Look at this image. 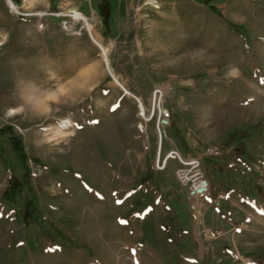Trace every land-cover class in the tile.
<instances>
[{"label":"rangeland","instance_id":"rangeland-1","mask_svg":"<svg viewBox=\"0 0 264 264\" xmlns=\"http://www.w3.org/2000/svg\"><path fill=\"white\" fill-rule=\"evenodd\" d=\"M157 3L111 42L73 12L5 23L0 264H264V22L227 21L232 0ZM171 151L200 162L218 206L190 196Z\"/></svg>","mask_w":264,"mask_h":264},{"label":"crops","instance_id":"crops-1","mask_svg":"<svg viewBox=\"0 0 264 264\" xmlns=\"http://www.w3.org/2000/svg\"><path fill=\"white\" fill-rule=\"evenodd\" d=\"M99 1L101 0H96L95 4H92L91 0L89 4L85 0H0V27L7 25L8 28L5 31H0V35L10 31V26L5 23H15L17 13L12 11L10 3L17 8L18 13L22 10L29 16L39 18V23H57L67 12L78 11L87 19L92 20L96 26H100V38L109 42L118 37L112 31L115 28L114 25L112 26L113 23H127L130 13L135 7L137 11L141 12L145 10L146 6L145 0H109L111 10L108 18L111 24L104 27L99 20V13H101ZM82 4L89 6V14L81 11ZM231 4V7L225 9H223V5L221 6V15L227 21H231V23L264 22V0H232ZM123 26L121 25V27ZM119 27L117 26V28Z\"/></svg>","mask_w":264,"mask_h":264},{"label":"built area","instance_id":"built-area-1","mask_svg":"<svg viewBox=\"0 0 264 264\" xmlns=\"http://www.w3.org/2000/svg\"><path fill=\"white\" fill-rule=\"evenodd\" d=\"M85 2L90 4L91 0H85ZM145 3L147 5H152L154 7L158 6L157 0H147V1H145ZM71 18H72V16H71ZM165 92L166 91L164 88L156 87L155 93L153 95V98L155 99V101H154L155 105H157V113H158V119H159V127H158L159 133H161L160 128L166 127L168 125L169 119H170V113L165 108H162L161 104H160ZM152 116H153V114L151 115V118H152ZM170 157H176L180 160V162L183 166V169L180 171V175L182 177V180L186 184L187 183L191 184L190 196L193 198H204V199L212 200L213 204L218 206L219 201H217V199H213V197H212V192L210 191V187L208 186V181L204 177L200 162L198 160H195V159L183 161L181 159L180 155L174 151L169 152L166 156V159H168Z\"/></svg>","mask_w":264,"mask_h":264},{"label":"bare ground","instance_id":"bare-ground-1","mask_svg":"<svg viewBox=\"0 0 264 264\" xmlns=\"http://www.w3.org/2000/svg\"><path fill=\"white\" fill-rule=\"evenodd\" d=\"M10 5V7H11V9H12V11H14V12H16L17 13V8L13 5V4H9ZM73 14L74 15H72V18L73 19H75V20H77V21H82L84 24H85V26L88 28V32L91 34V31H92V25L91 24H89V22H88V19L84 16V15H82V14H80V13H77V12H73ZM91 37H92V35H91ZM92 39H93V41H94V43L98 46V48L101 50V52H102V57H103V59H104V62H105V65H106V69H107V71L110 73V75H111V77L113 78V80L117 83V84H119L118 83V81H117V79H116V77L112 74V72H111V69H110V66H109V61H108V53H107V50L97 41V40H95L93 37H92ZM127 92V91H126ZM128 93V92H127ZM40 102V101H39ZM141 104V103H140ZM143 106H141V109H142V111H143V108H142ZM16 113V111L15 110H10L9 111V115L10 116H12V115H14ZM70 123L71 122H67V123H65L64 125H61L60 127H58V128H56L55 129V131H54V133H53V138H55V139H61V138H64L66 135H67V130L69 131V125H70ZM66 131V132H65Z\"/></svg>","mask_w":264,"mask_h":264},{"label":"trees","instance_id":"trees-1","mask_svg":"<svg viewBox=\"0 0 264 264\" xmlns=\"http://www.w3.org/2000/svg\"><path fill=\"white\" fill-rule=\"evenodd\" d=\"M105 20V22L104 23H108V17H106V18H104Z\"/></svg>","mask_w":264,"mask_h":264},{"label":"snow or ice","instance_id":"snow-or-ice-1","mask_svg":"<svg viewBox=\"0 0 264 264\" xmlns=\"http://www.w3.org/2000/svg\"><path fill=\"white\" fill-rule=\"evenodd\" d=\"M119 203V201H117Z\"/></svg>","mask_w":264,"mask_h":264}]
</instances>
